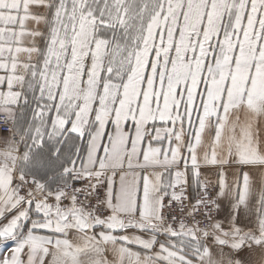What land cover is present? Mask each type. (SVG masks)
Listing matches in <instances>:
<instances>
[{
  "label": "snow or ice",
  "instance_id": "6c2138e0",
  "mask_svg": "<svg viewBox=\"0 0 264 264\" xmlns=\"http://www.w3.org/2000/svg\"><path fill=\"white\" fill-rule=\"evenodd\" d=\"M0 264H264V0H0Z\"/></svg>",
  "mask_w": 264,
  "mask_h": 264
},
{
  "label": "crops",
  "instance_id": "0c3cea01",
  "mask_svg": "<svg viewBox=\"0 0 264 264\" xmlns=\"http://www.w3.org/2000/svg\"><path fill=\"white\" fill-rule=\"evenodd\" d=\"M13 244L11 241L8 242H0V258L3 257V255L8 254V249L12 247Z\"/></svg>",
  "mask_w": 264,
  "mask_h": 264
}]
</instances>
